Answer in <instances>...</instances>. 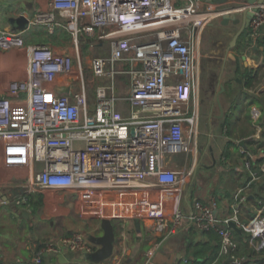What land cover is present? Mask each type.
Returning <instances> with one entry per match:
<instances>
[{
    "label": "built area",
    "instance_id": "1",
    "mask_svg": "<svg viewBox=\"0 0 264 264\" xmlns=\"http://www.w3.org/2000/svg\"><path fill=\"white\" fill-rule=\"evenodd\" d=\"M215 9L206 0H49L47 10L28 18L53 30L64 17L88 54L85 59L78 47L74 62L73 55L31 47L28 78L10 84L12 96L26 92V102L1 100L0 138L20 142L13 152L20 163L40 164L16 201L29 206L34 191L65 189L77 197L83 216L108 218L119 214L121 197L137 189L124 207L158 218L161 229L179 228L184 214L171 194L193 169L174 157L190 149L198 132L197 45L202 29L223 12ZM263 25L264 3L253 9L248 36L256 39ZM11 45H23L21 35L0 27V50ZM59 75L66 77L63 90L46 89ZM214 205L196 199L188 218L200 231L217 232L219 256L233 264L245 259L236 254L231 219L264 254V196L246 222L217 218ZM60 238L78 252L92 250L82 232ZM44 249L56 248L49 242Z\"/></svg>",
    "mask_w": 264,
    "mask_h": 264
},
{
    "label": "crops",
    "instance_id": "2",
    "mask_svg": "<svg viewBox=\"0 0 264 264\" xmlns=\"http://www.w3.org/2000/svg\"><path fill=\"white\" fill-rule=\"evenodd\" d=\"M206 1L213 6L216 4ZM215 6L217 8V4ZM47 8L49 0H0V27L18 31L23 39V45H11L0 50V104L3 99L26 102V92L19 91L18 96H12L10 84L28 78L31 47H45L53 52L73 55L74 62L77 61L78 47L81 55L88 54V50L83 49L84 43L80 42L78 47L75 44L64 17L57 18L53 30L49 29L48 22L27 23L23 29L10 22V18L20 14L31 18ZM235 10L240 17L241 8ZM217 15L202 29L201 38L206 42L212 43L213 40L225 45L224 72L229 77L236 75V84L225 91L221 86L214 123L211 118L212 106L203 110L202 117L205 118L202 121L199 120L198 111V132L191 138L190 149L177 153L181 157H174L180 166L193 169L189 178L171 194L172 202L178 203L184 214L182 225L172 230L161 229L158 218L143 216L133 205L124 207L123 203L128 204L130 196L138 191L131 189L129 194L121 197L123 202L117 207L119 214L108 216L114 230L111 254L104 259L94 260L91 254L99 246L95 238L103 234L101 218L83 216L77 197L65 189L34 191L28 195L29 206L18 203L16 198L21 194L22 182L40 164H31L28 160L20 163L18 154H13L21 147L18 145L20 142H5L0 138V264H192L189 261L188 242H207L210 245L216 242L214 237L209 236L208 230L200 231L189 220L194 200L215 202L214 212L220 219L235 215L246 222L257 213L264 196V161L255 162L264 156V25L256 39L242 34L238 38V45L228 49V42L238 25L232 21L223 25L221 15ZM70 36L72 46L69 45ZM228 51H232L236 57L232 58ZM35 54L42 55L41 51ZM246 68L256 76L250 87L246 86V78L242 75ZM62 76L45 82V88L54 93L60 91ZM217 123L224 128L223 133L215 127ZM201 134L206 137L205 141H200ZM205 154L211 157L209 164L202 162ZM235 154H240L235 168H226L224 174L216 177L218 163L223 159L229 163L228 160ZM252 165H257L261 172L256 171L257 167L252 169ZM206 172L211 175L205 176ZM113 196L117 197L115 191ZM35 203L39 204L36 206ZM165 219L171 223L168 217ZM190 225L193 226L191 232ZM75 232L85 235L92 250L78 252L60 243L61 236ZM49 242L54 244L55 250L44 249ZM149 249H152V254H148ZM224 259L227 258L219 256L218 249L217 256L209 264H233L231 261L224 262Z\"/></svg>",
    "mask_w": 264,
    "mask_h": 264
},
{
    "label": "rangeland",
    "instance_id": "3",
    "mask_svg": "<svg viewBox=\"0 0 264 264\" xmlns=\"http://www.w3.org/2000/svg\"><path fill=\"white\" fill-rule=\"evenodd\" d=\"M217 8H219L221 10L222 6L221 5H217ZM219 9H215V10L219 11ZM218 16L219 15H215L211 19V21L213 19L215 20L216 17H218ZM205 27H207V26H205ZM71 40L72 39H71V36H70L69 37V45L72 46L73 43H71ZM224 48H225V45L222 44V43L220 44L217 41H213L212 40V43L209 42V41L208 42L204 41L203 38H201V34H200V39H199V42H198V45H197V51H198V55H199V67H200L199 89H198V102H199L198 103V111H199V120L200 121H202L205 118V117H202L203 110L208 108L209 105H210L214 109L213 112H212V117L211 118L213 119V123L215 122L214 119H217V113H218L219 94H220V92L222 90L221 86H224V89L222 91H225V90L229 89L230 86H232V85L234 86L236 84L235 77H237V76L235 75V77H229V75H226V72H224V70H225V68H224L225 64L223 63ZM83 49H85V46H83ZM84 58L86 59V56H84ZM85 64H86V61L83 60V65H85ZM60 79H61L60 81L63 83L65 81L66 77L62 76ZM221 82H222V85H221ZM92 94H93V90L90 89L89 90V97L90 98H93ZM216 125L217 126H215V127L218 128V131L220 133H223L224 128L221 126V124L217 123ZM202 129H203V125L201 126V130ZM205 129L207 130L208 127H206ZM238 130H239L238 133H240L241 128H239ZM204 131L205 130H202V133H204ZM235 135H237V134H234V136ZM204 139L206 140V137H204V135L201 134L200 135V141L201 142L205 141ZM177 155L180 156L181 154H176V157H177ZM239 155L240 154H235L234 156H231L232 158H230L228 161H230L232 163L225 162L224 159L221 160L218 163V165H219L218 168L219 169H218V172H216L217 175L215 174L216 177L220 176L221 174H224L226 168H228V169H231L232 167L235 168L236 164L238 163L237 158H238ZM206 156H208V157H206ZM176 157H175V159H176ZM210 159H211L210 155L209 154H205L204 159L202 160V162L209 164ZM233 159H235V160L233 161ZM177 160L180 161V159H177ZM198 165H199V168H200V166H201L200 163ZM240 167L243 170V167H245V166L243 164V167L242 166H240ZM210 175H211L210 172H206V174H205V176H210ZM263 180H264V177H263ZM187 232H188V230H187ZM71 264H74V263H71Z\"/></svg>",
    "mask_w": 264,
    "mask_h": 264
},
{
    "label": "water",
    "instance_id": "4",
    "mask_svg": "<svg viewBox=\"0 0 264 264\" xmlns=\"http://www.w3.org/2000/svg\"><path fill=\"white\" fill-rule=\"evenodd\" d=\"M210 2H214L217 5L222 6L223 12L221 13V24L227 25L230 21L233 24L238 25L236 31L232 35L230 41L228 42V49L236 47L238 45V38L243 34L244 36H248V25L251 16L253 15V9H255L258 5L263 4L264 0H209ZM229 6H224V5ZM241 8V16H237L235 9ZM10 22L13 25H17L19 29L25 28L28 23L27 16L20 14L14 18H10ZM229 55L232 58H235V54L232 51H228ZM61 90H63V84L61 83ZM60 90V91H61ZM228 225L233 228V230L237 232H241V228L236 224L234 220H229ZM101 226L103 229V234L97 236L95 241L99 243L98 248H96L92 254L91 258L94 260H101L108 257L113 248V240H114V230L112 226V221L110 218L103 217L101 218Z\"/></svg>",
    "mask_w": 264,
    "mask_h": 264
},
{
    "label": "trees",
    "instance_id": "5",
    "mask_svg": "<svg viewBox=\"0 0 264 264\" xmlns=\"http://www.w3.org/2000/svg\"><path fill=\"white\" fill-rule=\"evenodd\" d=\"M251 69L246 68L243 72L242 75L245 76L246 78V86L250 87L253 85V81L255 80V75L252 74ZM239 73V70H238ZM262 135L264 136V128L262 130ZM264 161V156L257 158L255 162L260 163ZM252 164V163H251ZM256 166L253 167L252 169L256 168ZM256 171L260 173L261 171L256 168ZM250 176V175H249ZM251 177V176H250ZM40 202H41V197H39ZM39 202V201H38ZM39 202V203H40ZM39 203H35L36 206ZM193 229V226L190 225V232ZM209 236L211 235L216 239V242L213 244H209L207 242H194L193 244H187V249L188 252H190L191 257L189 258V261H192V264H209L212 259H214L217 256L218 249H219V236L217 232L213 229L210 228L208 229ZM234 235L238 241V247L236 254L240 256H244V260L240 264H264V254L262 251L256 250L250 243H249V237L248 234L244 231L241 230V232L233 231ZM210 236V237H211ZM191 248V249H190ZM228 259H224V262H228Z\"/></svg>",
    "mask_w": 264,
    "mask_h": 264
}]
</instances>
